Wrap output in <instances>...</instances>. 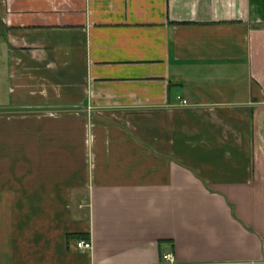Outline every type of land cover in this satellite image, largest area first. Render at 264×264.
Segmentation results:
<instances>
[{"label": "crops", "instance_id": "0c3cea01", "mask_svg": "<svg viewBox=\"0 0 264 264\" xmlns=\"http://www.w3.org/2000/svg\"><path fill=\"white\" fill-rule=\"evenodd\" d=\"M166 253L264 264V0H0V264Z\"/></svg>", "mask_w": 264, "mask_h": 264}, {"label": "built area", "instance_id": "2783aa9c", "mask_svg": "<svg viewBox=\"0 0 264 264\" xmlns=\"http://www.w3.org/2000/svg\"><path fill=\"white\" fill-rule=\"evenodd\" d=\"M183 103L186 104L187 101L183 100ZM78 248H80L83 251L90 250L92 248V243L90 241L86 240H79L77 242ZM163 260L167 264H174L175 263V256L172 253H166L163 255Z\"/></svg>", "mask_w": 264, "mask_h": 264}]
</instances>
